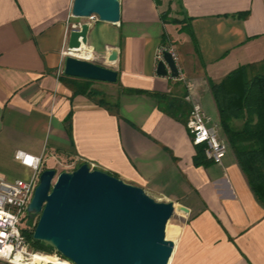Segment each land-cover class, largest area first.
<instances>
[{
  "label": "crops",
  "instance_id": "0c3cea01",
  "mask_svg": "<svg viewBox=\"0 0 264 264\" xmlns=\"http://www.w3.org/2000/svg\"><path fill=\"white\" fill-rule=\"evenodd\" d=\"M169 1L120 0L119 22L108 23L72 17L73 0H0V177L29 178L17 151L41 157L44 168L87 163L175 204L181 223L169 264H264V205L232 151L221 165H195L185 123L145 93L182 103L183 118L190 96L219 125L209 82L264 59V0ZM168 7L188 31L163 23ZM78 22L90 28L75 53L117 72V108L74 96L57 78ZM164 33L176 78L156 74Z\"/></svg>",
  "mask_w": 264,
  "mask_h": 264
},
{
  "label": "water",
  "instance_id": "95a60500",
  "mask_svg": "<svg viewBox=\"0 0 264 264\" xmlns=\"http://www.w3.org/2000/svg\"><path fill=\"white\" fill-rule=\"evenodd\" d=\"M71 15L96 16L117 23L120 0H73ZM87 22L72 28L68 49L86 46ZM68 77L116 83L117 72L93 62L67 56ZM158 76L178 77L168 51L156 66ZM173 202H159L142 188L82 163L71 172L44 168L28 212L39 215L33 240L42 242L72 264H169L173 242L166 227L175 213Z\"/></svg>",
  "mask_w": 264,
  "mask_h": 264
},
{
  "label": "trees",
  "instance_id": "16d2710c",
  "mask_svg": "<svg viewBox=\"0 0 264 264\" xmlns=\"http://www.w3.org/2000/svg\"><path fill=\"white\" fill-rule=\"evenodd\" d=\"M169 14V9L161 14L164 24L181 25L182 31H188L187 24H183L185 18L177 21L170 18ZM167 42L164 33L162 48L169 47ZM60 80L70 88L74 96H85L106 108L118 107L107 94L93 88L96 81L68 77L64 74ZM209 88L218 112L219 125L226 136L230 150L255 197L264 205V59L239 66L219 83L209 82ZM145 93L158 100L160 110L179 118L186 126L188 117L180 116L185 111L182 103L172 101L166 94ZM237 121L241 122L240 126L235 124ZM209 163L204 155V147L196 145L194 164L199 166ZM25 235L32 241L34 248L46 252L54 251L42 242L33 240V232H25Z\"/></svg>",
  "mask_w": 264,
  "mask_h": 264
},
{
  "label": "built area",
  "instance_id": "2783aa9c",
  "mask_svg": "<svg viewBox=\"0 0 264 264\" xmlns=\"http://www.w3.org/2000/svg\"><path fill=\"white\" fill-rule=\"evenodd\" d=\"M85 20L95 21L98 18L92 16ZM81 24L73 25L72 28H79ZM76 51L77 49L66 47L61 54L65 59L67 56H72L73 52ZM164 51L170 52L175 62L177 61L176 53L170 46L160 49L157 55L158 61L162 60ZM83 60L89 61L88 59ZM63 74L62 65L57 70V78H60ZM188 88H190L189 85ZM187 99L191 101V109L186 128L192 143L195 146L202 145L204 147V155L209 162L221 165L229 150V145L227 139L220 134V125L210 122V118L205 114L199 103L194 102L190 96ZM15 159L30 169L31 174L27 179H15L13 181L0 177V264H23L29 262L36 254H40L30 250L25 232L33 231L38 221L35 218V221L32 222L38 214H30L28 207L39 182L42 158L17 151ZM90 168L94 169L91 166ZM53 257L54 260L46 264H71L69 260L57 253Z\"/></svg>",
  "mask_w": 264,
  "mask_h": 264
},
{
  "label": "rangeland",
  "instance_id": "374dc122",
  "mask_svg": "<svg viewBox=\"0 0 264 264\" xmlns=\"http://www.w3.org/2000/svg\"><path fill=\"white\" fill-rule=\"evenodd\" d=\"M174 4V6L176 7V0H170L169 1V5L170 4ZM168 9H169V17L170 18H173V19H175V20H177V21H181V20H183V17L181 18V15L179 14V11H177L178 9L176 8V11H172L171 10V8L170 7H168ZM173 16V17H172ZM79 24V22L78 23H76V24H73V25H78ZM90 61V60H89ZM91 62V61H90ZM93 88H95V89H98V90H101V91H103L105 94H107V96H109V98L112 100L113 98H114V96H115V94H116V91H117V86H116V84L115 83H113V84H110V83H104V82H95L94 84H93ZM220 132H221V134H224V133H222L223 131H222V129L220 130ZM223 137L224 138H226V136H225V134L223 135ZM229 145V144H228ZM230 151V147H229V150H228V152ZM42 169H44V167H42ZM53 169H55L56 170V173L57 174H59V173H61V172H64V171H69V172H71V171H73L74 170V168L73 169H71L70 167H69V165H67V164H57V165H55V167L53 168ZM7 180L8 181H13V180H15L14 178L12 179V178H7ZM156 201H158V200H156ZM159 202H161V201H159ZM33 218V217H32ZM35 218H37V220H38V218H39V216L37 215V217H34L33 218V220H32V222H34L35 221ZM180 223H181V221L176 217V215H173V217L169 220V222H168V233L166 234L167 236V240H172V239H174V236H175V230L177 229V225H180ZM31 232H34V230L33 231H30L29 233H31ZM28 241H29V248H30V250L31 251H33V252H38V253H40V254H43V255H49L50 257H52V256H54V254L56 253L55 251H52V252H46V251H43V250H41V249H37V248H34V246L32 245V241L28 238ZM52 258H54V257H52ZM72 264V263H71Z\"/></svg>",
  "mask_w": 264,
  "mask_h": 264
},
{
  "label": "bare ground",
  "instance_id": "6f19581e",
  "mask_svg": "<svg viewBox=\"0 0 264 264\" xmlns=\"http://www.w3.org/2000/svg\"><path fill=\"white\" fill-rule=\"evenodd\" d=\"M82 46H84V45H82ZM72 56L78 57V58H83V59H89V54L87 51L85 53H81V54H76L75 52H73ZM52 257L46 256V255L36 254L33 258H31V260L29 262L23 263V264H46V263L54 260V258H52Z\"/></svg>",
  "mask_w": 264,
  "mask_h": 264
}]
</instances>
